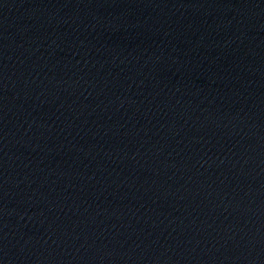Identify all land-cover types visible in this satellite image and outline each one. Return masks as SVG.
I'll list each match as a JSON object with an SVG mask.
<instances>
[{
    "label": "water",
    "instance_id": "water-1",
    "mask_svg": "<svg viewBox=\"0 0 264 264\" xmlns=\"http://www.w3.org/2000/svg\"><path fill=\"white\" fill-rule=\"evenodd\" d=\"M0 264H264V0H0Z\"/></svg>",
    "mask_w": 264,
    "mask_h": 264
}]
</instances>
